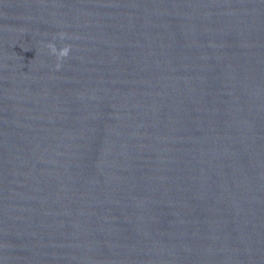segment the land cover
I'll list each match as a JSON object with an SVG mask.
<instances>
[{"label":"water","instance_id":"water-1","mask_svg":"<svg viewBox=\"0 0 264 264\" xmlns=\"http://www.w3.org/2000/svg\"><path fill=\"white\" fill-rule=\"evenodd\" d=\"M0 264H264V0H0Z\"/></svg>","mask_w":264,"mask_h":264},{"label":"clouds","instance_id":"clouds-1","mask_svg":"<svg viewBox=\"0 0 264 264\" xmlns=\"http://www.w3.org/2000/svg\"><path fill=\"white\" fill-rule=\"evenodd\" d=\"M49 49H50V52L54 55H57L58 58H64V57H67L68 56V53H69V49L67 47L63 48L62 50H60L58 53H57V50L56 48L49 44L48 45Z\"/></svg>","mask_w":264,"mask_h":264}]
</instances>
